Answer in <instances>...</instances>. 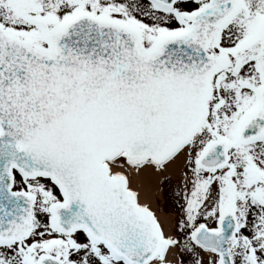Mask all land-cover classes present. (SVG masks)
Returning a JSON list of instances; mask_svg holds the SVG:
<instances>
[{
	"label": "snow or ice",
	"instance_id": "snow-or-ice-1",
	"mask_svg": "<svg viewBox=\"0 0 264 264\" xmlns=\"http://www.w3.org/2000/svg\"><path fill=\"white\" fill-rule=\"evenodd\" d=\"M0 264H264V0H0Z\"/></svg>",
	"mask_w": 264,
	"mask_h": 264
}]
</instances>
